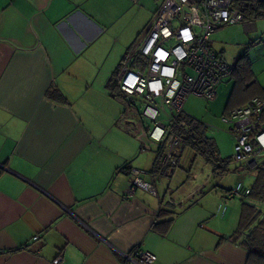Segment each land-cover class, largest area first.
<instances>
[{
    "label": "crops",
    "instance_id": "1",
    "mask_svg": "<svg viewBox=\"0 0 264 264\" xmlns=\"http://www.w3.org/2000/svg\"><path fill=\"white\" fill-rule=\"evenodd\" d=\"M156 1L0 0V264H135V247L156 255L150 264H245L246 249L229 239L241 203L238 212L226 190L212 199L203 182L179 197L174 170L156 193L125 196L131 169L148 171L154 157L118 125L125 105L107 83ZM210 37L220 59L245 57L251 69L218 83L221 115L264 95V13Z\"/></svg>",
    "mask_w": 264,
    "mask_h": 264
},
{
    "label": "built area",
    "instance_id": "2",
    "mask_svg": "<svg viewBox=\"0 0 264 264\" xmlns=\"http://www.w3.org/2000/svg\"><path fill=\"white\" fill-rule=\"evenodd\" d=\"M251 3L255 5L256 0ZM242 19L234 0H163L141 44L122 61L116 97L125 106L118 125L142 142V150L155 145L159 170L166 164L178 167L175 155L183 138L173 125L187 126L183 117L186 98L214 99L218 83L234 71V64L220 59L211 48V33ZM221 121L233 141L231 160L255 167L264 158V98L254 96L244 105L229 109ZM130 173L126 197H132L138 188L156 193L160 174L139 168H132ZM249 192V186L237 181L225 195L245 197ZM32 239L37 240L38 235ZM127 258L135 264H150L156 255L135 247ZM60 261L59 256L53 259L54 264Z\"/></svg>",
    "mask_w": 264,
    "mask_h": 264
},
{
    "label": "trees",
    "instance_id": "3",
    "mask_svg": "<svg viewBox=\"0 0 264 264\" xmlns=\"http://www.w3.org/2000/svg\"><path fill=\"white\" fill-rule=\"evenodd\" d=\"M251 1L234 0V6L240 11L242 17H250L264 13V0H256L255 5ZM126 55L107 83V88L113 96L119 94L117 74ZM132 66H134V63ZM234 66V71L240 73L243 78H250L251 69L245 57H241ZM252 83H255V81L253 80ZM261 92L260 89L255 96L258 95V97L264 98ZM49 94L55 100H62L61 93L56 89ZM183 117L187 120V126L181 127L178 123L173 125V130L183 138L182 145L175 155L177 163L179 162V151L188 147L195 156H201L206 163L212 166V173L220 175L227 171L230 158L222 159L219 156L215 140L206 134V125L201 120L190 115L184 114ZM157 159L158 156L154 154L152 166L147 172L155 175L160 174L163 178L169 177L175 170V167L166 164L163 170H159ZM177 166H179V163ZM249 188V194L241 197L242 201L238 225L234 234L229 239L235 240L240 246L246 249L247 258L245 264H264V165L255 168L254 178ZM168 213L169 211L166 209H160L159 211L160 216L168 215ZM163 222L165 225L163 228L164 231L169 226L171 218Z\"/></svg>",
    "mask_w": 264,
    "mask_h": 264
},
{
    "label": "rangeland",
    "instance_id": "4",
    "mask_svg": "<svg viewBox=\"0 0 264 264\" xmlns=\"http://www.w3.org/2000/svg\"><path fill=\"white\" fill-rule=\"evenodd\" d=\"M162 1L163 0H157L156 6L161 5ZM147 27L148 25L144 27V29H140L136 37H131L126 45L128 46L126 53H130V51H133L141 44ZM112 61L113 59L111 63ZM108 63L110 65L109 60ZM262 77H264V74H262ZM222 100L223 99L216 100V98L206 100L199 96L190 95L184 102L183 110L193 117L200 119L207 125V135L215 140L219 156L222 159L230 158V161L227 171L220 175L214 174L212 173V166L210 164L206 163L201 156H195L192 150L186 147L185 153L179 162V166L175 169V173L170 181V186L175 189V193L179 197L185 196L189 191L195 188V185L204 182L203 194L218 200L220 199L221 191L230 189L237 181L242 182L244 185H250L253 181L254 170L252 168H238L240 164L231 160L233 141L226 131V125L221 121V113L225 102ZM137 106L141 107V104L138 103ZM145 122L147 123L146 119ZM150 148L151 150L143 151L153 158L155 145L150 144ZM196 198H198V194L194 196V199ZM194 199L192 196H189L186 198V202ZM239 199L240 196H234L230 199L229 203L231 204L230 206L236 205L238 212L241 203Z\"/></svg>",
    "mask_w": 264,
    "mask_h": 264
}]
</instances>
